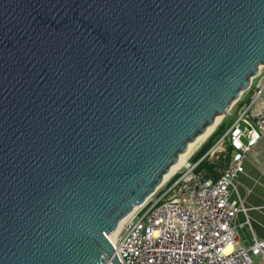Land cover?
I'll return each mask as SVG.
<instances>
[{
    "label": "water",
    "instance_id": "obj_1",
    "mask_svg": "<svg viewBox=\"0 0 264 264\" xmlns=\"http://www.w3.org/2000/svg\"><path fill=\"white\" fill-rule=\"evenodd\" d=\"M262 66L264 0H0V264H123L109 236Z\"/></svg>",
    "mask_w": 264,
    "mask_h": 264
},
{
    "label": "built area",
    "instance_id": "obj_2",
    "mask_svg": "<svg viewBox=\"0 0 264 264\" xmlns=\"http://www.w3.org/2000/svg\"><path fill=\"white\" fill-rule=\"evenodd\" d=\"M229 114L233 122L207 153L230 147L227 168L215 181L195 172L201 160L171 173L121 222L111 243L123 264H264V237L238 243L234 220L243 209L230 200L243 160L264 140V66Z\"/></svg>",
    "mask_w": 264,
    "mask_h": 264
},
{
    "label": "crops",
    "instance_id": "obj_3",
    "mask_svg": "<svg viewBox=\"0 0 264 264\" xmlns=\"http://www.w3.org/2000/svg\"><path fill=\"white\" fill-rule=\"evenodd\" d=\"M230 192V200L242 205L234 223L238 243L248 245L264 237V140L258 141L243 160Z\"/></svg>",
    "mask_w": 264,
    "mask_h": 264
},
{
    "label": "trees",
    "instance_id": "obj_4",
    "mask_svg": "<svg viewBox=\"0 0 264 264\" xmlns=\"http://www.w3.org/2000/svg\"><path fill=\"white\" fill-rule=\"evenodd\" d=\"M233 122V121H232ZM230 122V124L232 123ZM227 126L221 125L218 127L215 132L206 140V142L199 148V150L191 158L192 163H197L201 160L196 166L195 172L200 174L205 179H210L215 181L220 177L223 171L227 168L232 155L233 150L230 147H227L225 153H216L211 157L207 153L211 150L214 144L221 138L224 134Z\"/></svg>",
    "mask_w": 264,
    "mask_h": 264
},
{
    "label": "bare ground",
    "instance_id": "obj_5",
    "mask_svg": "<svg viewBox=\"0 0 264 264\" xmlns=\"http://www.w3.org/2000/svg\"><path fill=\"white\" fill-rule=\"evenodd\" d=\"M218 119H219V118H217L216 121H217ZM215 124H216V122H215ZM215 124H214L212 127H209V128L205 131V133H204L203 135H201L200 137H198L194 142H192V143L189 144V146H188L186 152L179 156L180 159H178V162H177V163L171 168L169 174L166 175V176L164 177V179H163L164 181H165V179H166L168 176L171 175V173H173V172L175 171V169H176L177 167L182 166V164H183V162H184V159H183L184 156H186L188 153L194 151V150L199 146V144H200V143L204 140V138L209 134V132L212 130V128L215 126ZM212 132H213V131H212ZM121 222H122V221H121ZM121 222H120V224H119L118 229L116 230V232H115L114 234H112V235L109 236V240H110L111 242H114V239H115V237H116V235H117V233H118V231H119V227H120V225H121Z\"/></svg>",
    "mask_w": 264,
    "mask_h": 264
},
{
    "label": "rangeland",
    "instance_id": "obj_6",
    "mask_svg": "<svg viewBox=\"0 0 264 264\" xmlns=\"http://www.w3.org/2000/svg\"><path fill=\"white\" fill-rule=\"evenodd\" d=\"M233 121V118H229V120H228V122H227V118H219L217 121H215L216 122V124H215V126L212 128V130L209 132V134L204 138V140L199 144V146L194 150V151H192V152H190V153H188L186 156H184V162H186V160H188L187 162H190V163H192V161H191V158L194 156V154L199 150V148L206 142V140H208V138L215 132V130L218 128V127H220L221 125H225V126H227L228 124H230V122H232ZM213 131V132H212ZM227 145H223V147H221V149L223 150H219L218 152H221V153H225L226 152V150H227ZM179 159H180V157H179ZM184 162H183V164H184ZM182 164V165H183ZM193 164H195V163H193ZM180 167V166H179ZM179 167H177V168H179ZM176 168V169H177ZM175 169V170H176ZM169 177V176H168ZM167 177V178H168ZM166 178V179H167ZM165 179V180H166ZM113 243V242H112Z\"/></svg>",
    "mask_w": 264,
    "mask_h": 264
}]
</instances>
